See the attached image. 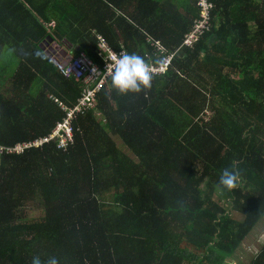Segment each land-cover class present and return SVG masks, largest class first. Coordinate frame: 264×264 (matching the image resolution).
<instances>
[{
	"label": "trees",
	"instance_id": "1",
	"mask_svg": "<svg viewBox=\"0 0 264 264\" xmlns=\"http://www.w3.org/2000/svg\"><path fill=\"white\" fill-rule=\"evenodd\" d=\"M211 1V30L172 54L199 18L196 0H0V146L48 134L64 116L54 99L80 95L48 36L99 66L100 39L153 64L173 55L147 95H119L110 77L66 148L0 152V264L237 255L264 215V0ZM233 162L241 179L228 191L219 180ZM246 264H264V243Z\"/></svg>",
	"mask_w": 264,
	"mask_h": 264
},
{
	"label": "built area",
	"instance_id": "2",
	"mask_svg": "<svg viewBox=\"0 0 264 264\" xmlns=\"http://www.w3.org/2000/svg\"><path fill=\"white\" fill-rule=\"evenodd\" d=\"M196 5L199 10V18L195 20L191 29L184 35L179 47L172 54H176L177 51L182 48L193 47L213 26V2L211 0H196ZM100 41L99 49L104 57L101 66L83 54L79 57H73L63 61L61 70L64 77H73L75 80L81 81L83 85L79 97L71 106L54 99L58 102L62 111H64V116L56 123L51 132L28 141H19L9 146H0V152L21 153L30 147L41 146L52 140L56 142V147L60 149H64L73 143L76 130L74 127V120L96 107V94L110 78V76L105 73L107 71V64L111 63L107 58L110 54L115 53L102 39H100ZM154 45L157 52L162 54L163 50L160 43L155 42ZM172 58L173 55L162 56L156 64L150 63L156 75L164 74L167 71Z\"/></svg>",
	"mask_w": 264,
	"mask_h": 264
},
{
	"label": "clouds",
	"instance_id": "3",
	"mask_svg": "<svg viewBox=\"0 0 264 264\" xmlns=\"http://www.w3.org/2000/svg\"><path fill=\"white\" fill-rule=\"evenodd\" d=\"M107 73L111 77V86L119 95L140 93L147 95L152 88V81L156 73L152 65L141 55L122 51L119 55L110 54L107 58ZM147 90V91H146ZM240 173L233 162L231 168H225L220 176L219 185L228 191H233L239 186ZM32 264H58L55 257L42 261L39 256L33 257Z\"/></svg>",
	"mask_w": 264,
	"mask_h": 264
},
{
	"label": "rangeland",
	"instance_id": "4",
	"mask_svg": "<svg viewBox=\"0 0 264 264\" xmlns=\"http://www.w3.org/2000/svg\"><path fill=\"white\" fill-rule=\"evenodd\" d=\"M49 47L50 48H48V50L51 51L50 49L52 48V50H54V56H55V51L59 49L56 48L55 46H49ZM7 56H8V51L5 50L3 61H5V58ZM17 63L18 60L15 58L13 64L9 68V74L13 73ZM263 243H264V215L251 229L250 233L243 239L240 245L241 248L236 252L237 255L234 254L228 255L227 257H225L224 263L235 264L237 262L239 263L241 262L246 264L249 261V259L257 253V251L260 249Z\"/></svg>",
	"mask_w": 264,
	"mask_h": 264
},
{
	"label": "water",
	"instance_id": "5",
	"mask_svg": "<svg viewBox=\"0 0 264 264\" xmlns=\"http://www.w3.org/2000/svg\"><path fill=\"white\" fill-rule=\"evenodd\" d=\"M51 42H53V40H52V38L51 37H47L44 41H43V44L45 45V46H48ZM50 46V45H49ZM59 46H56V48H58ZM51 51H52V48L50 49ZM59 51H60V53L59 54H61L62 55V57L65 59V60H69L70 59V57H71V55L70 54H68L64 49H59ZM46 53L48 54L49 52L48 51H46ZM49 55V54H48ZM62 61V60H61ZM60 61V62H61Z\"/></svg>",
	"mask_w": 264,
	"mask_h": 264
},
{
	"label": "flooded vegetation",
	"instance_id": "6",
	"mask_svg": "<svg viewBox=\"0 0 264 264\" xmlns=\"http://www.w3.org/2000/svg\"><path fill=\"white\" fill-rule=\"evenodd\" d=\"M47 47L50 48L49 45ZM56 58L60 59V55L59 54H56ZM64 61H66V60L64 59Z\"/></svg>",
	"mask_w": 264,
	"mask_h": 264
}]
</instances>
